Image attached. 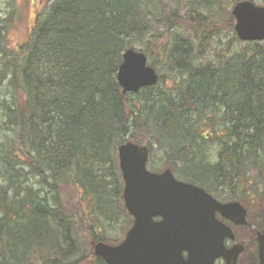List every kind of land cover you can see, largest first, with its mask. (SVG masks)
<instances>
[{"label":"trees","instance_id":"1","mask_svg":"<svg viewBox=\"0 0 264 264\" xmlns=\"http://www.w3.org/2000/svg\"><path fill=\"white\" fill-rule=\"evenodd\" d=\"M183 1L47 0L29 36L13 48L10 12L0 15V264H106L93 243H117L121 238H112L106 225L126 214L132 223L117 159L126 141L144 144L152 136L146 144L165 149L164 166L209 187L219 179L226 186L233 173L243 177L264 149V41L247 43L241 55L199 63L198 46L180 22L202 32L205 44L217 37L218 24L192 4L182 13ZM220 1L199 0L200 10ZM159 24L168 35L159 55L184 82L157 94L158 86L123 94L117 71L124 51L153 43ZM220 122L225 141L210 159L201 143L213 136L198 130ZM136 124L145 135L134 133ZM25 180L36 190L22 186ZM73 183L89 195L84 203L99 210L100 217L87 219L92 248L80 241L81 204L64 198Z\"/></svg>","mask_w":264,"mask_h":264},{"label":"water","instance_id":"2","mask_svg":"<svg viewBox=\"0 0 264 264\" xmlns=\"http://www.w3.org/2000/svg\"><path fill=\"white\" fill-rule=\"evenodd\" d=\"M231 14L241 40H264V6L241 0ZM157 78L143 52L125 51L117 72L123 93L154 85ZM148 157L146 146L131 142L119 146L123 199L134 222L122 242L95 244L96 256L107 264H215L219 258L236 264L242 248H226L224 241L233 237L232 230L216 213L242 225L246 219L241 206L219 203L194 184L176 180L170 170L159 174L147 170ZM258 243L259 264H264V233L258 234Z\"/></svg>","mask_w":264,"mask_h":264},{"label":"rangeland","instance_id":"3","mask_svg":"<svg viewBox=\"0 0 264 264\" xmlns=\"http://www.w3.org/2000/svg\"><path fill=\"white\" fill-rule=\"evenodd\" d=\"M47 0H0V15L4 16L6 11L10 12V24L7 29V39H8V45L13 48V46H16L17 44H22V41L26 39V37L29 36V32L33 27V24L35 23V19L39 11L45 6ZM256 3H258V0H254ZM190 4L193 5V7H197V9L201 14L209 16L212 18V20L218 24L216 27V36L214 38L208 39V43L205 44L204 37L202 32L194 30V34L192 33V28L189 27V25H186L184 22H180V25L182 26L183 31L185 34H187V37H190L193 41V44L198 46V50L196 49V52L194 54V57L197 62L199 63H207V62H218L221 60H225L228 56H232L234 52L236 51H244L246 49V45L239 40H237L236 34L234 32V22L230 17V8L232 6L231 0H221L220 5L214 7L210 11H202L200 10V4L199 0H185L182 2L180 9L185 10L187 9ZM188 6V7H187ZM162 8L164 9L162 18L166 19L169 15L167 12L166 5H163ZM217 10H220L219 13H216ZM182 12V11H181ZM8 18V15H7ZM180 20V19H179ZM163 25L159 24L155 30L154 34L155 38L153 39V43L149 44L147 47L145 45H134L133 47L136 49H141L146 53V55L149 57V60L155 61L154 66L156 67L157 71L160 72L163 75V81L158 84L159 88H156L152 91V93L157 94V91L160 89L161 91L164 88H167L169 85L173 83V78L176 77V74L169 71L168 66L164 63L163 59L159 55V48L158 45H161L166 39H168V35L165 34V30L163 29ZM151 33L149 34V36ZM168 41V40H167ZM217 64V63H216ZM183 79H180V81ZM177 83L180 81L175 80ZM134 95H131L129 97L130 102H135L136 98H133ZM130 110L128 106V111ZM199 122H198V128H199ZM137 128V129H136ZM134 133L141 131L140 134L145 135V131L142 129H139V125H135V128L133 129ZM211 133L213 138L211 140H207L204 144V147L206 150H209V156L210 159L214 158L216 156V150L219 152V149H221L220 146V140L223 138V136L226 135V132L224 131V125L220 122L218 126L214 125H205L202 124L200 127V130H198V133ZM152 136L149 137V141H152ZM147 141V142H149ZM146 142V143H147ZM157 144V143H156ZM165 149H163L159 144L153 146L151 152V159L150 163L151 165L156 168V166H164L167 165V162H165ZM259 154L254 158V161L252 164H250L249 169H242L244 171H241V173L244 174V178L239 180V185L245 184V182H249L252 186V189L257 188L261 191H264V149L259 150ZM257 163L256 167L254 166ZM178 169V167H176ZM22 186L29 188H34L36 190V187L30 183V181H22ZM25 191V190H24ZM230 192V191H229ZM240 191H235L234 195L240 197L241 194ZM64 194V193H63ZM85 193V190H78L73 183V185H70L66 189V196L64 197L66 200L69 201L71 205H75L76 203L81 204V213H79V227L80 230V240L81 242H85V245L90 246L89 243V234L87 230V219L89 216V213L92 215H99L98 208L96 209L95 206L91 208L92 202L89 206H87L84 203V198L87 197ZM116 202L119 200V194H116ZM116 205V204H115ZM252 205V204H250ZM257 212H260L261 206L254 205ZM106 209V206H103L101 209ZM109 213L110 211L107 210ZM100 217V215H99ZM108 223V221L106 220ZM250 223H252V229L256 227V229H262L264 228V215L260 219L254 220L252 218L250 220ZM130 222L129 217L126 215L119 220L115 226L109 230V235L114 238H123L127 229H129ZM120 239V240H121ZM119 240V241H120ZM250 245L248 246V250L243 253L241 256V259L244 261L245 259H252L253 257V251L252 249H249ZM221 264V263H218Z\"/></svg>","mask_w":264,"mask_h":264},{"label":"flooded vegetation","instance_id":"4","mask_svg":"<svg viewBox=\"0 0 264 264\" xmlns=\"http://www.w3.org/2000/svg\"><path fill=\"white\" fill-rule=\"evenodd\" d=\"M221 150H219L220 152ZM218 152V153H219ZM234 150H232V154H233ZM234 158V157H233ZM218 161V159H217ZM235 163L237 164L235 161H232L231 165ZM230 165V166H231ZM234 171H237L234 169ZM231 179L227 181L226 183V190L227 191H240L241 190V196H235L232 197V201H238L240 202L247 210L246 213V224L245 225H236L233 221L222 217L219 213H217V218L219 221H222L225 225H228L231 227L234 237L232 239L227 238L225 241V244L228 248L234 246L237 243H241L244 246V252H246L248 250V246L250 245L249 249L253 250V257L252 259H245L244 261L241 259V256L243 255V253L241 255H239L238 259H237V264H258V254H257V248H258V233L264 231V228L262 229H256V227H254V229H252V223H250V220L252 218H254V220L260 219L262 217V215H264V191H261L257 188L252 189V186L250 185V183L245 182V184L243 185H239V180L240 177L237 173V175H235L234 173L231 175ZM242 179V178H241ZM217 198V197H216ZM219 201L222 202H229L230 200L226 197H218ZM247 202L251 203L252 206H249L247 204ZM254 205H259L261 206V210L260 212L256 211V208L254 207ZM218 263L221 264H225V262L220 259L218 261ZM217 263V264H218Z\"/></svg>","mask_w":264,"mask_h":264},{"label":"bare ground","instance_id":"5","mask_svg":"<svg viewBox=\"0 0 264 264\" xmlns=\"http://www.w3.org/2000/svg\"><path fill=\"white\" fill-rule=\"evenodd\" d=\"M182 11V13H184L185 11H187L186 9L183 11V10H181ZM184 29V28H183ZM192 33L194 34V29L192 30ZM211 33H212V31H211ZM214 34V33H213ZM186 36H187V34H186ZM237 37V36H236ZM210 38H214V37H209V39ZM188 39L191 41V44H192V46L195 48V47H197V45L195 46L194 44H193V41L191 40V38L190 37H188ZM237 40H239L240 42H242V43H244L245 45L248 43L247 41H243V40H241L239 37H237ZM244 51H246L245 49H244ZM244 51H236V52H234L233 53V55H241L242 53H244ZM146 56V64H147V66H149V67H151L153 70H154V72H155V74L157 75V84H160L164 79V77H163V75L160 73V72H158L157 71V69H156V67L154 66V60L153 61H151V60H149V57L147 56V55H145ZM229 57H231V56H228V58ZM180 79H184L183 78V76H179V77H174L173 78V83L170 85V87H172V88H178V85L180 86V84L182 83V82H184V80H181L180 81ZM175 80H178V81H180V83L178 82H176ZM218 121H219V117H218V119H217ZM201 133H198V135H200ZM203 139V138H202ZM221 142H220V146H221V148H222V146H223V144H224V141H225V138H223L222 140H220ZM200 143H201V141H200ZM205 143V140L203 139V142L201 143L202 144V147L205 145L204 144ZM220 180V179H219ZM219 180H217V182H216V185H213V186H211V187H209V186H204L203 184H198V183H193L195 186H197V187H199V188H201L206 194H208V195H210L212 198H214L216 201H218L219 203H221V204H232V203H238L240 206H241V208L245 211V218H246V213H247V210H246V208L240 203V202H238V201H232L231 199H232V197H234L235 198V195H234V192H232V191H227L226 190V186L224 185V186H222L219 182ZM217 197V198H216ZM218 197L220 198V197H226V198H228L230 201L229 202H222V201H219V199H218ZM247 204L249 205V206H252V205H250L251 203H249V202H247ZM217 213H219V212H217ZM217 213H216V215H217ZM220 215H221V213H219ZM109 226V227H108ZM106 227H107V232H109L108 231V229H111L113 226H110V225H106ZM100 242V240L99 241H97V242H94L93 243V246L95 245V244H97V243H99ZM237 247V246H240L241 248H242V250H241V254L242 253H245L244 252V246H243V244H241V243H237V244H235L234 246H232V247H230V248H228V249H232L233 247ZM253 251V250H252ZM257 254H258V248H257ZM238 259V258H237ZM236 264H237V260H236Z\"/></svg>","mask_w":264,"mask_h":264}]
</instances>
